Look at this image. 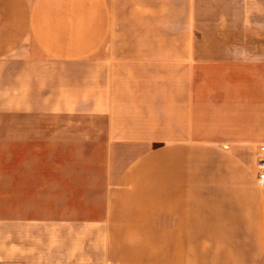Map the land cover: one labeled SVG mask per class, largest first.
<instances>
[{
    "label": "crops",
    "instance_id": "crops-1",
    "mask_svg": "<svg viewBox=\"0 0 264 264\" xmlns=\"http://www.w3.org/2000/svg\"><path fill=\"white\" fill-rule=\"evenodd\" d=\"M263 144L264 0H0V264H264Z\"/></svg>",
    "mask_w": 264,
    "mask_h": 264
},
{
    "label": "rangeland",
    "instance_id": "rangeland-1",
    "mask_svg": "<svg viewBox=\"0 0 264 264\" xmlns=\"http://www.w3.org/2000/svg\"><path fill=\"white\" fill-rule=\"evenodd\" d=\"M51 156H47L46 161L49 162L50 161ZM32 162H38V158L37 157H32ZM42 169L44 170V173L41 174L38 171V167L33 168L32 167V178H37V177H42V175H46L47 178H51L54 176V168L53 166H45V167H41V171ZM54 182H43V185H46L47 188L46 190H52L54 188ZM40 187V183L39 181H32V189H39ZM49 192H47V195H52V194H48ZM61 199H57L54 196H46V197H32V212H36L38 211L37 209H42V211L40 212H50L52 211V209H54V207L56 205H58V201H60ZM40 207V208H39Z\"/></svg>",
    "mask_w": 264,
    "mask_h": 264
},
{
    "label": "built area",
    "instance_id": "built-area-1",
    "mask_svg": "<svg viewBox=\"0 0 264 264\" xmlns=\"http://www.w3.org/2000/svg\"><path fill=\"white\" fill-rule=\"evenodd\" d=\"M257 179L260 185L264 187V144L261 146V155L258 161Z\"/></svg>",
    "mask_w": 264,
    "mask_h": 264
}]
</instances>
